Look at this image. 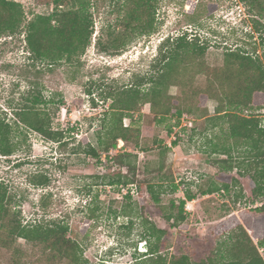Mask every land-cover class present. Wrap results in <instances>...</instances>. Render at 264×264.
Returning a JSON list of instances; mask_svg holds the SVG:
<instances>
[{
	"label": "rangeland",
	"instance_id": "374dc122",
	"mask_svg": "<svg viewBox=\"0 0 264 264\" xmlns=\"http://www.w3.org/2000/svg\"><path fill=\"white\" fill-rule=\"evenodd\" d=\"M16 1L24 7L25 20L16 32L0 35V117L13 126L16 150L9 156L0 154V180L9 186L13 209L22 222L68 223L67 237L81 245L87 264H154L151 259L158 255H150L148 249L157 242L160 253L168 257L182 251L200 261L210 255L224 238L218 224L238 216L245 207L260 205L263 198L252 194L246 171L239 166L222 167L227 165L222 159L234 165L244 161V148L234 146L230 158L212 152L217 143L234 141L227 137L224 120L211 126L218 101L202 102V94L209 89L222 93L220 81L209 75L225 67L228 51L264 59V11L249 0H151L153 27L146 31L144 26L134 29L128 24L135 6L131 0H91L94 32L86 50L77 61L57 62L49 70L47 61L29 49L26 24L37 14L51 13L54 0ZM260 1L264 6V0ZM184 32L206 46L205 54L191 51L172 74L173 85L167 92L173 105L185 100L196 114L168 115L160 121L149 104L141 105V110L132 112L133 122L124 118L125 125L132 122L141 130V148L120 139L106 153L98 141L112 101L106 95L141 79H145L143 87L149 88V79L161 66L154 64L161 42ZM122 40L126 42L121 49L112 46ZM33 93L52 99L46 107L52 127L65 133L62 145L18 121L16 111L31 104ZM190 94L195 95L187 100ZM61 96L63 105L58 104ZM260 114L264 124V112ZM88 143L97 148L99 158L84 153ZM126 151L139 155L135 183L109 184L108 175L127 172L111 157ZM160 166L167 176L164 181L158 177ZM35 173L47 175L49 182H32ZM149 183L159 192V203L147 191ZM226 183L228 189L223 188ZM213 186L222 189L203 194ZM187 194L196 198L188 200ZM180 199H186L184 220H176ZM170 214L174 217L168 220ZM155 227L166 230L160 241L151 234ZM17 245L24 249L29 264H59L42 244L19 239ZM260 251L264 255V247ZM13 252L0 248V264L11 263Z\"/></svg>",
	"mask_w": 264,
	"mask_h": 264
},
{
	"label": "trees",
	"instance_id": "16d2710c",
	"mask_svg": "<svg viewBox=\"0 0 264 264\" xmlns=\"http://www.w3.org/2000/svg\"><path fill=\"white\" fill-rule=\"evenodd\" d=\"M131 1L135 6L130 10L128 24H133L134 29L144 26L142 30L150 31L153 27L151 0ZM53 2L55 9L51 13L37 14L26 24L28 47L35 57L47 61L49 70L57 62L77 61L76 59H79L86 50L94 32V20L89 11L91 0H54ZM249 4L264 11L260 0H249ZM146 17L150 18L145 22ZM24 20L25 10L22 3L16 0H0V35L16 32ZM193 40L196 39L189 37L186 32L175 37L167 36L160 44V54L154 63L155 66L161 64L159 72L149 79L152 82L149 88L143 87L145 79H141L135 85L125 86L106 95V98L109 97L112 101L105 128L98 136L102 150L109 154L112 148H116L120 139L125 143L131 142L136 149L141 148V130L132 123V112L141 110L139 108L141 105L149 104L151 111L159 116L157 120L160 121L168 115L182 118L184 114H196L192 105L185 100L173 105L167 92L169 86L173 85L172 74L184 65L187 55L191 51H198L201 56L205 54L206 46L199 45ZM125 42L122 40L113 43L112 46L119 50ZM226 61L225 67L212 70L209 75L220 81L223 87L222 93H213L210 89L204 91L202 102L208 98L217 99L216 114L212 117L214 121L211 126L216 127L220 120H224L228 124L227 137L234 142L217 143L212 152L222 153L230 158L234 146L244 148V161L234 165L230 161L228 163V159H222L221 162L227 163L222 167L231 169L239 166L241 170L246 171L252 194L257 198L262 197L263 200L260 205L245 207L239 211L238 216L232 215L218 224L224 232V238L206 258L197 261L190 254L182 251L174 252L168 257L160 253L157 242L149 245L148 249L150 255H158L151 259L154 264H264V255L260 251V247H264V124L260 117L264 105V59L240 50H232L227 52ZM210 82H214L212 78ZM194 95L190 94L185 98L189 100ZM32 96L31 104L16 111L18 121L45 138L62 145L65 143V133L52 127L51 113L46 107L52 99L43 98L40 93H33ZM177 98L179 99L174 97ZM42 103L44 106H40ZM64 103L61 96L58 104ZM126 117L131 118V124H124ZM222 126L220 128L224 130ZM12 131V124L0 117V154L2 155H12L16 150V143L11 138ZM74 152L80 151L76 149ZM84 153L87 156L100 157L99 151L91 143L87 144ZM138 157L137 153L129 151L112 156L111 158L125 167L127 172L119 170L108 175L107 177L110 178L107 182L134 184ZM162 168L160 166L158 171V174H161L158 175L160 181L167 178L166 174L162 173ZM233 180L235 184H239L237 179ZM32 182L47 184L49 177L43 173H35ZM171 186L172 190L177 189L176 184L172 183ZM223 188L228 189L229 183L224 184ZM219 189L222 187L213 186L203 191V194L214 193ZM147 191L155 202H160V194L155 193L152 183L147 184ZM186 198L194 200L196 196L187 194ZM185 204L186 199H180L176 220L185 219L183 215ZM174 206L175 203H172V207ZM173 217L174 215L170 214L166 218L169 220ZM69 229L68 223L56 219L47 221L35 219L24 224L13 209L9 186L0 180V248L13 249L12 261L9 264H29L24 249L17 245L19 239H24L33 245H44L45 253L49 252L51 258L57 257L59 264H87L81 245L67 237ZM154 230L151 234H155L157 241H160L166 230L157 227Z\"/></svg>",
	"mask_w": 264,
	"mask_h": 264
},
{
	"label": "built area",
	"instance_id": "2783aa9c",
	"mask_svg": "<svg viewBox=\"0 0 264 264\" xmlns=\"http://www.w3.org/2000/svg\"><path fill=\"white\" fill-rule=\"evenodd\" d=\"M262 112H264V109H262Z\"/></svg>",
	"mask_w": 264,
	"mask_h": 264
},
{
	"label": "bare ground",
	"instance_id": "6f19581e",
	"mask_svg": "<svg viewBox=\"0 0 264 264\" xmlns=\"http://www.w3.org/2000/svg\"><path fill=\"white\" fill-rule=\"evenodd\" d=\"M121 142L123 143V140Z\"/></svg>",
	"mask_w": 264,
	"mask_h": 264
},
{
	"label": "clouds",
	"instance_id": "9594fccd",
	"mask_svg": "<svg viewBox=\"0 0 264 264\" xmlns=\"http://www.w3.org/2000/svg\"><path fill=\"white\" fill-rule=\"evenodd\" d=\"M172 36V35H171ZM173 37V36H172ZM175 37V36H174Z\"/></svg>",
	"mask_w": 264,
	"mask_h": 264
}]
</instances>
